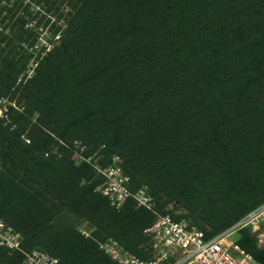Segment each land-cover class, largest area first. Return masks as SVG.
I'll list each match as a JSON object with an SVG mask.
<instances>
[{
	"label": "trees",
	"instance_id": "trees-1",
	"mask_svg": "<svg viewBox=\"0 0 264 264\" xmlns=\"http://www.w3.org/2000/svg\"><path fill=\"white\" fill-rule=\"evenodd\" d=\"M39 10L63 26L16 83ZM0 96L19 108L0 118V219L24 251L116 264L97 247L112 238L147 260L159 216L210 238L264 202V0H0ZM113 157L150 208L98 189ZM235 242L264 264L247 229Z\"/></svg>",
	"mask_w": 264,
	"mask_h": 264
},
{
	"label": "built area",
	"instance_id": "built-area-1",
	"mask_svg": "<svg viewBox=\"0 0 264 264\" xmlns=\"http://www.w3.org/2000/svg\"><path fill=\"white\" fill-rule=\"evenodd\" d=\"M36 9L38 10V7ZM43 14V10H39L38 15L28 19L24 25L35 29V40L27 45L25 42L20 43L32 56L17 75L16 83L24 82L32 76L38 60L52 48L63 26L62 20L48 15L43 18ZM38 19L41 21L38 22ZM46 19L48 21H45ZM52 23L60 28L55 33L49 30ZM8 106L19 109L8 96H0V118L3 120L7 119ZM116 161L117 158L113 157L109 165L97 168L103 177L98 189L114 208H118L128 196L137 206L150 208L152 197L146 188L143 186L130 193L126 187L127 176L122 173ZM241 229H247L254 236L258 246L264 245V202L210 238H204L203 233L187 220L159 216L143 230L148 237L151 253L147 260L133 256L112 238L98 242L97 247L116 264H261L232 239L231 236ZM78 232L83 237L89 236L88 230L83 227H79ZM20 245L19 232L0 219V248L7 252L20 253L21 264H63L44 251H24Z\"/></svg>",
	"mask_w": 264,
	"mask_h": 264
},
{
	"label": "rangeland",
	"instance_id": "rangeland-1",
	"mask_svg": "<svg viewBox=\"0 0 264 264\" xmlns=\"http://www.w3.org/2000/svg\"><path fill=\"white\" fill-rule=\"evenodd\" d=\"M231 237H232V239H235L236 235H232Z\"/></svg>",
	"mask_w": 264,
	"mask_h": 264
}]
</instances>
